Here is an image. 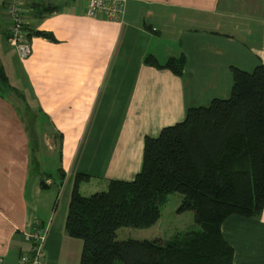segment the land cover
I'll use <instances>...</instances> for the list:
<instances>
[{
    "label": "crops",
    "instance_id": "crops-1",
    "mask_svg": "<svg viewBox=\"0 0 264 264\" xmlns=\"http://www.w3.org/2000/svg\"><path fill=\"white\" fill-rule=\"evenodd\" d=\"M23 1L29 34L43 31L54 40L28 36L32 52L26 60L6 39L9 25L3 33L8 48L0 43V66L5 71L6 63L16 62L21 76L14 86L5 71L14 89L7 92L24 110L19 118L0 86L1 264H18L31 253L23 233L37 222L47 228L43 264H79L82 243L65 231L71 178L90 176L79 185L83 196L105 190L109 180H133L144 138L181 122L198 87L227 92L230 67L264 65V0H125L119 22L89 18L73 0ZM45 4L56 9L40 17L35 5ZM149 56L161 65L183 56V75L147 65ZM24 120L37 127L38 154L57 156V174L69 186L51 212L50 203L29 212L33 141ZM45 127L56 150L43 151ZM220 229L233 264H264V208L257 218L229 216Z\"/></svg>",
    "mask_w": 264,
    "mask_h": 264
},
{
    "label": "trees",
    "instance_id": "trees-1",
    "mask_svg": "<svg viewBox=\"0 0 264 264\" xmlns=\"http://www.w3.org/2000/svg\"><path fill=\"white\" fill-rule=\"evenodd\" d=\"M35 8L40 17L56 9ZM30 35L54 40L43 31ZM145 63L181 77L185 58L161 65L149 56ZM230 75L228 98L189 106L181 122L144 138L141 170L133 180H109L105 190L83 196L79 185L90 176H74L65 231L82 243L79 264H233L222 222L232 215L257 218L264 208V65L250 71L230 67ZM0 86L11 88L1 66ZM173 193L182 197L177 212L191 211L199 230L166 243L117 239L119 228L154 225Z\"/></svg>",
    "mask_w": 264,
    "mask_h": 264
},
{
    "label": "rangeland",
    "instance_id": "rangeland-1",
    "mask_svg": "<svg viewBox=\"0 0 264 264\" xmlns=\"http://www.w3.org/2000/svg\"><path fill=\"white\" fill-rule=\"evenodd\" d=\"M239 1H240L239 4H241L243 1L246 0H239ZM4 3L5 0H0V43L1 42L4 43L3 45L8 48L5 39L3 37L4 31L9 25L8 16L2 12ZM27 6L28 5L25 2V5L23 4L24 9H28L29 7ZM238 14L242 17H250L248 13L247 14L245 13L246 15H244V12ZM255 30L256 29L254 28V33L256 34ZM4 68L5 71L7 72V75L9 76L8 78H10L9 79L10 83L16 86L15 82L19 81L21 78L18 69V64L15 62L14 65L12 64L11 66H9V62H8L5 64ZM197 89H198V93L194 94V99L192 100V104L190 106H207L212 98L225 99L228 98L230 95V88L229 91L227 92H223V91L215 92L211 88L202 89L198 87ZM3 96L7 101L14 103V100H11V96L7 92V90H3ZM14 105L15 107L18 108L17 113L19 118H21V116H24V110L22 108V104L20 103L17 105L14 103ZM24 124L27 132L30 135V138L33 141L31 148L33 155V163L31 165L28 182H27V190H26L28 202L30 205L29 212H32L33 209H35L36 206L38 205L40 207L45 208L48 203L51 204L48 209L51 212V208L53 206L52 203H54V201H58L59 199H61L60 202L61 205L63 199L65 198V196H67L66 190L67 188H69V186H67L65 184V181H63V179L57 174L56 171L58 166L57 156L52 154L49 155L45 154L40 156L38 154V148L36 147L38 146V144L35 143L36 138H38L36 125L34 127L29 126V124H27L25 120H24ZM44 134L45 137L43 138V144H42L43 151H47V148L49 147L56 150L58 143L56 141L51 140V138H49L46 135L48 134L47 127H45ZM47 176L50 181L49 183H46L47 187L44 188L42 187L41 183L44 182ZM72 182H73V178H71L70 180V185L72 184ZM69 189L72 188L70 187ZM35 190H37V192ZM100 190H104V189H100ZM79 192L81 193L80 189ZM90 192H95V191H90ZM85 194H87L86 196H89L92 193H85ZM181 198H182L181 195L178 193L169 194L166 203L161 206L160 218L157 220V222L154 225L143 229L119 228L116 232L117 239L118 240H126V239L155 240L156 239L166 243L167 241L171 240L176 236H182V234H184L185 232L199 230V226L195 223L194 216L191 211H187L183 213L177 212V209L181 202ZM31 214L34 215L33 213Z\"/></svg>",
    "mask_w": 264,
    "mask_h": 264
},
{
    "label": "built area",
    "instance_id": "built-area-1",
    "mask_svg": "<svg viewBox=\"0 0 264 264\" xmlns=\"http://www.w3.org/2000/svg\"><path fill=\"white\" fill-rule=\"evenodd\" d=\"M84 5L87 17L104 18L111 22H119L124 12L125 0H73ZM3 11L9 18V26L6 31V39L16 52L20 60H26L32 52L28 41V28L23 0H5ZM47 228L40 223H35L31 231L23 233L25 241L32 246L30 254L19 257L18 264H43L44 254L42 243L45 239ZM2 260L0 259V264Z\"/></svg>",
    "mask_w": 264,
    "mask_h": 264
},
{
    "label": "water",
    "instance_id": "water-1",
    "mask_svg": "<svg viewBox=\"0 0 264 264\" xmlns=\"http://www.w3.org/2000/svg\"><path fill=\"white\" fill-rule=\"evenodd\" d=\"M41 185H42V187H46L47 185L43 182V183H41Z\"/></svg>",
    "mask_w": 264,
    "mask_h": 264
}]
</instances>
